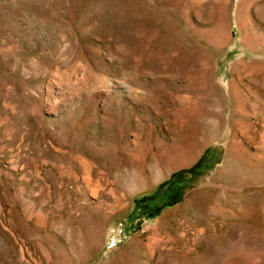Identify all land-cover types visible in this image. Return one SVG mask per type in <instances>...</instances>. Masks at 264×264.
Instances as JSON below:
<instances>
[{
  "label": "rangeland",
  "instance_id": "1",
  "mask_svg": "<svg viewBox=\"0 0 264 264\" xmlns=\"http://www.w3.org/2000/svg\"><path fill=\"white\" fill-rule=\"evenodd\" d=\"M0 264H264V0H0Z\"/></svg>",
  "mask_w": 264,
  "mask_h": 264
},
{
  "label": "bare ground",
  "instance_id": "2",
  "mask_svg": "<svg viewBox=\"0 0 264 264\" xmlns=\"http://www.w3.org/2000/svg\"><path fill=\"white\" fill-rule=\"evenodd\" d=\"M263 165V164H262Z\"/></svg>",
  "mask_w": 264,
  "mask_h": 264
}]
</instances>
